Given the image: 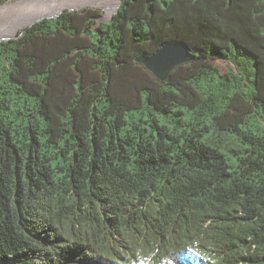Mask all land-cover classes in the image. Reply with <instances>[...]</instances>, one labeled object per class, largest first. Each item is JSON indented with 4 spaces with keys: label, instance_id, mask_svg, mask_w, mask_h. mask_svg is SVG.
I'll use <instances>...</instances> for the list:
<instances>
[{
    "label": "trees",
    "instance_id": "16d2710c",
    "mask_svg": "<svg viewBox=\"0 0 264 264\" xmlns=\"http://www.w3.org/2000/svg\"><path fill=\"white\" fill-rule=\"evenodd\" d=\"M62 10L0 41V264H264V0Z\"/></svg>",
    "mask_w": 264,
    "mask_h": 264
},
{
    "label": "bare ground",
    "instance_id": "6f19581e",
    "mask_svg": "<svg viewBox=\"0 0 264 264\" xmlns=\"http://www.w3.org/2000/svg\"><path fill=\"white\" fill-rule=\"evenodd\" d=\"M120 4V0H56L54 2H40L32 0H18L9 2L4 7H0V29H11L14 33L22 27L28 26L33 18H42L45 14L61 12V7L75 6L81 8L86 5H96L104 7L113 12ZM75 7V8H77ZM63 9V8H62ZM63 11V10H62Z\"/></svg>",
    "mask_w": 264,
    "mask_h": 264
},
{
    "label": "water",
    "instance_id": "95a60500",
    "mask_svg": "<svg viewBox=\"0 0 264 264\" xmlns=\"http://www.w3.org/2000/svg\"><path fill=\"white\" fill-rule=\"evenodd\" d=\"M122 3V0H120V4ZM120 4L117 7L116 12L119 11ZM1 7V6H0ZM61 11L60 13H62ZM60 13L55 14L54 16H47V17H54L56 18ZM113 15L110 17H105L102 15L100 17V21H107L112 19ZM44 18H33L27 24L28 26H31L35 24L37 21H42ZM27 26V27H28ZM18 32L14 33L11 29H0V41L11 39L12 37L16 36ZM193 54L191 51L187 48L186 44L182 42L181 40L173 41L171 43H166L165 45H162L154 54L150 55H141L137 58L139 62L143 63L147 68H149L151 71H153V74L159 78L160 80H165L168 78L171 71L180 63H185L190 60H192Z\"/></svg>",
    "mask_w": 264,
    "mask_h": 264
},
{
    "label": "rangeland",
    "instance_id": "374dc122",
    "mask_svg": "<svg viewBox=\"0 0 264 264\" xmlns=\"http://www.w3.org/2000/svg\"><path fill=\"white\" fill-rule=\"evenodd\" d=\"M8 1V2H7ZM6 2L7 3H11V2H17L18 0H7ZM32 1H35V0H32ZM36 1H38V0H36ZM40 2L42 1V2H54V1H56V0H39ZM5 3V2H4ZM3 3V4H4ZM6 3V4H7ZM2 4V5H3ZM5 5V4H4ZM3 5V6H4ZM1 6V5H0ZM66 8H68V6H65ZM75 7H77V6H75ZM75 7H73V8H68V9H73V10H78V9H84V8H97V10H99V11H101L103 14L102 15H104L105 17H110V15L112 16V15H114L115 13H116V10L117 9H115L113 12H111V11H109L108 9H106V8H104V7H97L96 5H86V6H84L83 8H78V9H76ZM62 8H64V7H61V10H62ZM60 10V11H61ZM51 15H53L54 16V13H51V14H45L44 16H51ZM43 16V17H44ZM214 63H215V65L216 66H218L220 69H221V71H226V69L228 68V69H235V67H234V64L233 63H231V62H228V61H225V60H223V59H216V60H214ZM243 64H241V70H242V72L243 73H245V81H248L249 82V85H252V82L251 81H249V79L250 78H253V76H255V64H254V62H253V59H251V60H249V59H247L246 57H244V61L242 62ZM160 115H161V117H159L162 121H164V116H163V114L162 113H160ZM166 117V116H165ZM173 117H175V116H173ZM173 117H167V118H173Z\"/></svg>",
    "mask_w": 264,
    "mask_h": 264
}]
</instances>
